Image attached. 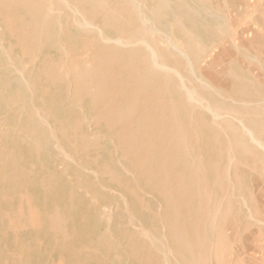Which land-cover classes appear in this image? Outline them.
I'll list each match as a JSON object with an SVG mask.
<instances>
[{
	"label": "bare ground",
	"instance_id": "obj_1",
	"mask_svg": "<svg viewBox=\"0 0 264 264\" xmlns=\"http://www.w3.org/2000/svg\"><path fill=\"white\" fill-rule=\"evenodd\" d=\"M150 1L152 8L150 7L151 9L148 10L139 0H0V27L4 26L7 32L12 35L11 37L18 39L19 47L33 63L36 60L33 56L36 51L58 43L59 29H57V25L64 14L67 16L69 25L76 27L82 33L84 32V35L85 33L97 34V39L86 42V50L84 49L85 53L83 52L82 57L70 53L59 64H53V62L47 64L42 70L43 72L40 73L44 74L45 79L59 83H65L71 77L77 88L76 98L91 100L96 113V121L104 123L110 129L109 131L119 129V148L124 159L130 165L131 169L127 172L133 178L135 185L144 184V187L152 194L158 195L164 204L161 213L154 214L162 224L164 232L161 235L142 229L139 234L137 231V235H132L129 233L130 231L127 232L132 235L128 240L131 257L141 263L143 248L140 249L139 246H142L143 243L141 245L140 242L147 240L144 249L147 250V254L149 253L147 255L149 259L145 264H152L151 259L154 256H159V264H205L203 261L207 257L210 236L214 235L220 223L224 221L234 223L235 221V213L232 212L234 206L231 207L229 203H226V199L224 201L216 198L218 192L211 185L214 182L209 183L207 175L214 176L216 186L222 191L229 192L227 185L231 181L229 175L233 173L231 168H234L235 162L233 151L240 148L244 155L245 153L253 155L257 149L264 152V142L261 139V136L264 135V128L258 134L252 130L253 126L263 127L259 118L262 119L260 113L264 112V107H259L257 103L262 101L261 104H263L264 85L257 83L256 79L253 80L252 76H248L240 68L230 67L227 75L231 79L232 91L229 93V98L225 99L226 95L222 96V92L208 85L203 76L198 73L197 66L205 48L196 34L186 25L185 18L177 13L171 20H168L172 0ZM178 1L182 2V0ZM181 5L178 7L185 10L186 16L195 17L201 25L207 22L205 17L211 18L219 35L224 34V30L231 28L228 27V24L231 23L217 13ZM22 12L30 18V21L25 20ZM233 25L232 23L231 26L233 27ZM256 25L258 28L247 26L238 33L237 39L241 41L242 47L264 44V19L257 20ZM106 30L111 31L113 36H107ZM68 31L72 33L71 30ZM174 31L178 32V38L174 36ZM250 36L252 39L248 40L247 38ZM2 40L4 41V39ZM82 45L80 43V47L85 46ZM11 49L13 50V48ZM67 50L70 51L68 48ZM39 66L43 65L39 64ZM72 82L70 83L73 84ZM26 84L27 87H30L29 83ZM47 87L49 86L47 85ZM17 102V99H14L12 104L16 105ZM199 111L209 112L212 122L201 120ZM30 115L34 127L26 129L24 141L35 150H39L41 147L50 145L52 140H56L57 137L55 130L50 127L46 117L42 116L38 109L33 110ZM221 128L230 132L231 139H224L220 136L223 132ZM206 132L214 135L212 141L214 155L212 157L215 156V161L214 159L207 161V157L205 158L203 153V150H206L205 147L201 151L192 146L193 140L197 142H195L197 145L204 143L203 135ZM61 133L66 137L65 128L61 129ZM3 134L5 132L0 128V141ZM55 145L66 159L75 160L70 153L62 150L60 142H56ZM82 145H84L83 150H87L95 146V141L90 137ZM209 151L207 149V152ZM257 155L255 161L264 169V153L262 156ZM94 161L96 162V160ZM8 162L11 164V171L15 177L19 176L21 170L18 166V158L14 155L8 156ZM235 165L237 164L235 163ZM1 172H5V170L0 168V176ZM101 173L104 177H108L111 183H117L120 188L126 189L131 195L137 193V188L123 182L119 176L121 173L118 175L109 168L102 169ZM239 176L237 178L241 177ZM237 178L236 180H241V178ZM22 180H20L21 183ZM239 183L241 184V181ZM24 185L26 186V184ZM124 196H122L123 199H125ZM23 199L26 200V197ZM26 203L28 202L26 201ZM130 210L129 208L126 212ZM8 216L10 219V215ZM40 216L32 212L26 219V225L37 228L38 231V228L43 225ZM127 217L129 218V216ZM132 217L134 216L132 215ZM18 219L20 220V218ZM19 220L17 221L19 222ZM134 220L132 221L133 226L136 225ZM45 222L46 220L43 218V223L45 224ZM262 223L264 224V222ZM47 225L55 235L62 238L63 242H69L71 236L66 230L65 219L59 212L47 217ZM22 226L25 227L24 224ZM136 226L138 227L139 223ZM246 226L244 227L246 228ZM11 227L13 228V226ZM139 227L140 230L141 227ZM145 228L147 229V227ZM101 240L108 253H117L115 245L107 236H103ZM37 242L39 243L40 240ZM21 243L23 242L21 241ZM64 249L66 250V248ZM74 254H78L77 251ZM209 254L211 256L210 252Z\"/></svg>",
	"mask_w": 264,
	"mask_h": 264
},
{
	"label": "rangeland",
	"instance_id": "obj_2",
	"mask_svg": "<svg viewBox=\"0 0 264 264\" xmlns=\"http://www.w3.org/2000/svg\"><path fill=\"white\" fill-rule=\"evenodd\" d=\"M139 2L145 5L148 10L152 8L150 0H139ZM180 4L184 7L189 6L197 10L204 9L209 13H217L227 22L234 25L232 27L231 24H228V27L231 28L224 30V34L219 35L213 26L214 22L211 18L205 17L207 22L201 25L195 17L186 16L185 10H181V7H178ZM177 13L185 18L186 25L196 34L205 48L197 68L198 73L203 76L208 85L215 90L218 89V91L223 93L222 96L226 95L224 98L228 99L229 93L232 91V84L227 71L234 66L240 68L248 76H252L251 78L253 80L256 79L257 83L264 85V44L242 47L241 41L237 39V35L243 27L258 28L256 25L257 20L264 19V0H182V2L172 0L168 20H171ZM22 15H24L26 21H30V18L25 16L23 12ZM67 21V16L64 14L60 18V24L58 23L57 25V29H59L58 43L46 46L48 49L44 47L36 51L33 55L34 60L36 59L34 63L29 61L23 49L19 47L18 39L11 37L12 35L7 32L4 26L0 27V34H2L0 35V128L5 132L1 136L0 141V152L3 154L0 153V168L5 170V172H1L0 176V264H145L148 261L147 259H149L147 256L149 253L147 254V250L144 249V244L147 240L140 242L141 245L143 243V247L139 246L140 249L143 248L140 258L141 263L131 257L128 240L133 234L137 235V231H139V234L142 230H147L157 235H161L164 232L162 224L158 221L157 216L154 215L161 213L163 210L161 209L164 207L162 200L158 195L148 191L144 184L135 185L133 178L127 172L131 169L130 165L124 159L119 148V129H112L113 132L109 131L110 129L104 123L96 121V113L91 100L76 98L77 88L71 77L65 83H59L45 79L44 74L40 73L47 64H52V62L53 64H59L70 53L80 57L83 52L85 53V44L97 39V34L85 33L84 35V32L82 33L76 27L70 26ZM68 30H71L72 33ZM105 34L109 37L113 36V33L109 30H106ZM173 34L175 37H179L178 32L174 31ZM247 39L251 40L252 37L250 36ZM72 41L75 42L73 43ZM80 43L85 45H82L84 48L80 47ZM57 45L61 49L55 47ZM60 50L61 52H59ZM64 55L65 57H63ZM39 64L43 66H39ZM26 83H29L30 87H27ZM46 90L50 92L48 93ZM14 99L18 101L16 105L12 104ZM261 102L257 104L259 107H264V99L263 104ZM37 109L42 116L46 117L48 124L55 130L57 137L56 140H52L50 145L41 147L39 150H35L29 143L24 141L26 129H33L34 127L30 114ZM198 113H200L199 118H202L201 120L212 122V116L209 112L199 111ZM53 116L54 118H52ZM260 117H262V119H259L262 121L263 127L260 126L261 129L260 127H251L257 134L264 128L263 111L260 113ZM203 118L206 119L204 120ZM62 128H65L66 137L61 133ZM221 131H223L220 134L222 138L231 139L229 131L224 128H221ZM206 133L203 135L204 143L197 145V142L193 140L192 146L201 151L205 147L206 150L204 149L203 153L205 158L207 157V161H209V159L215 158V156L212 157L214 155V151H212L214 150L212 145L214 135L209 132ZM263 136H261V139L264 142ZM90 137L95 141V146L87 149L90 151L88 152L86 149L83 150L84 145L82 144ZM56 142H60L62 150L70 153L75 158V162L66 159L62 155L55 145ZM97 148L100 149L97 150ZM207 149L208 151L210 149V151L207 152ZM211 151L212 153H210ZM233 152L235 155L234 168L236 169L231 168L233 173H230L229 179L231 181L227 185V189L229 188L227 191L229 192L222 191L216 186L214 176L208 174L207 177L210 184L214 182L211 185L218 192V194L216 193V198L224 201L226 199V203H229L231 207H236L231 208L233 210L231 211L235 213V221L234 223L224 221L217 226L214 235L210 236L208 244L210 248L208 247L207 257L203 262L205 264H264V224L262 223L264 222V173H262L264 169L255 161V156H258L257 154L262 156L264 152L257 149L254 151L255 155L246 153L244 155L240 148H236ZM11 155L16 156L19 160L18 166L21 174L17 177L12 173L11 164L8 162V156ZM104 168L114 170L118 175L121 173L122 175L120 174L119 176L123 182L126 185L137 188V193L131 195L126 189L120 188L117 183H111L110 179L106 176L104 177L101 173ZM259 168L260 170L258 171ZM8 174L11 175L9 176ZM237 176L241 178L242 185L239 180H236ZM244 178L246 181H243L245 180ZM20 180H22V183ZM21 184H26V186ZM11 197L13 198L11 199ZM25 197L26 200L23 199ZM28 208L30 209L28 210ZM126 208L127 210H124ZM129 208L131 210L126 212ZM143 208L145 210H142ZM32 212H35L38 216L41 215L40 220L43 225L38 228V231L37 228L25 223ZM58 212L65 219L66 230L71 236L67 243L63 242L60 236L55 235L47 225V217ZM131 213L134 217H132ZM8 215H10V219ZM238 217L239 219H236ZM18 218L22 220L20 221ZM43 218L46 220L45 224L43 223ZM133 219H135L134 224L137 225L139 223L141 228L138 227L140 230L136 225H132ZM23 224L25 227L22 226ZM258 224H261V228ZM42 227L44 229H41ZM134 230L136 231L134 232ZM128 231L132 235H129ZM103 236H107L115 245L117 253H108L106 246L101 240ZM36 238L40 240V244ZM76 251L78 254H74ZM209 252L211 256H209ZM115 254H118V256H115ZM159 260V256H154L151 262L152 264H159Z\"/></svg>",
	"mask_w": 264,
	"mask_h": 264
}]
</instances>
